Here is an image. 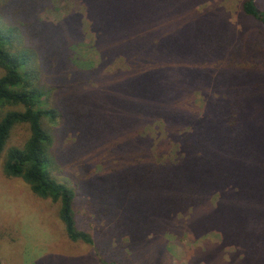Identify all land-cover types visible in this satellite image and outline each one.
Here are the masks:
<instances>
[{"label":"rangeland","instance_id":"1","mask_svg":"<svg viewBox=\"0 0 264 264\" xmlns=\"http://www.w3.org/2000/svg\"><path fill=\"white\" fill-rule=\"evenodd\" d=\"M64 1L62 13L73 10L79 15L74 25L79 26L80 32L78 38L62 39L64 44L59 46V53L63 73L50 85L61 87L65 82L71 96L74 93L84 95L99 111H95L90 102H83L79 115L75 114L80 121L70 126L66 122L72 112L67 104L72 101L65 102L62 107L56 105L61 119L54 126L55 143L45 169L54 180L75 190L76 223L91 235L93 243L69 239L57 216V205L34 195L21 179L4 176L2 156L0 264H103V261L115 264H258L249 257L244 261L243 253L236 252L239 246L225 242L222 231L208 222L212 220L208 212L215 202L213 197L207 198L206 204L199 208L179 209L171 214L175 226L151 231V234L138 229L143 227L141 217L146 213L137 211L127 224L134 229L128 231L124 221L130 210L123 203L119 204L125 196V187L116 189L109 177L125 176V167L135 162L175 157L177 144L165 138V123L158 118L161 112H167L166 96V105L163 103L164 67L178 70L182 67L191 74L197 69L198 61L199 68L207 71V66H212L214 61L197 59L196 43L206 33H216L217 22H225L227 29L247 39L262 41L264 25L244 14V0H187L189 3L165 0L166 5L160 13L155 1L147 0L148 10L144 12L139 6L141 3L137 4L139 0H84L91 9V20L81 1ZM255 4L264 10V0H255ZM98 11L116 15L123 29L122 36H116L112 44L122 45L127 33L135 39L143 33L153 45L138 57L127 54V59L122 55L124 51L111 43L100 45L101 39L94 36L90 26V21L92 23L99 16ZM148 15L160 16L151 18ZM55 16L51 8L48 21L55 22ZM156 30L160 34L154 33ZM260 51L264 61V46ZM73 58L80 62L79 66L83 61L90 66L79 69ZM100 59L103 62L100 63ZM46 75L53 77L49 71ZM201 92L194 86L190 94H184L180 100L174 99L172 107L180 103L188 112L198 115L204 103ZM216 92L212 83L203 91L214 97ZM142 114L150 119L142 121ZM178 131L184 132V126ZM28 134L26 125H17L5 150L21 146ZM99 176L103 178L97 183ZM90 179H93V186ZM88 184L92 191L88 190ZM108 194L117 202L115 206L108 203ZM132 196L134 193H128L129 198ZM231 227L225 225V229Z\"/></svg>","mask_w":264,"mask_h":264},{"label":"trees","instance_id":"2","mask_svg":"<svg viewBox=\"0 0 264 264\" xmlns=\"http://www.w3.org/2000/svg\"><path fill=\"white\" fill-rule=\"evenodd\" d=\"M79 1L91 20V9L84 0ZM149 1L158 3V13L166 5L165 0ZM147 2L137 3H141L139 6L144 12L148 10ZM64 6V0H0V157L3 156L4 176L21 179L34 195L57 205V216L69 239L92 244L91 235L80 229L75 220V190L54 180L45 169L55 143L54 126L61 119L56 105L62 107L72 101L67 104L72 112L66 122L70 126L80 121L75 114L79 115L83 102H90L99 111L84 95L71 96L64 81L61 87L50 85L63 73L59 53V46L64 44L62 39L78 38L80 32L79 26L74 25L79 15L73 10L63 14ZM51 8L56 15L55 22L48 21ZM242 10L264 25V10L256 6L255 0H244ZM98 13L95 21H90L94 36L101 39L100 45L116 42V36L121 37L123 30L116 15ZM226 25L223 21L217 22L216 33L208 32L196 43L199 54L196 58L214 61L212 66H207V71L199 68L197 61L198 67L191 74L182 67L180 70L164 67L162 72L166 87L163 86V103L166 105V96L167 112H161L158 118L165 123V138L177 144L175 157L135 162L125 167V176L109 178L116 189L125 187V196L119 204L130 210L124 221L128 231L134 229L127 224L137 211L146 213L141 217L143 227L138 229L151 234V231L175 226L171 214L179 209L199 208L206 204L207 198L213 197L215 202L208 212L211 226L222 231L225 242L239 246L236 252L243 253L244 261L249 257L264 264V61L260 55L264 39H247ZM154 33L160 34V31ZM126 35L122 45L112 44L124 51L125 59L128 55L138 57L153 45L143 33L137 39L129 33ZM103 58L105 61L104 55ZM73 63L79 69L90 66L87 61L79 66L80 62L74 58ZM48 71L53 77L48 78ZM210 83L217 89L216 97L203 93ZM194 86L202 91L204 102L198 115L188 112L180 103L172 107L174 99L190 94ZM149 119L142 114V121ZM21 124L27 127V138L21 146L5 150L13 129ZM181 125L184 132L178 131ZM101 178H97V183ZM92 180L89 183L93 186ZM88 190L92 191L90 185ZM128 193L134 196L129 198ZM107 197L108 203L117 204L109 194ZM225 225L233 228L225 229ZM102 263L115 264L113 261Z\"/></svg>","mask_w":264,"mask_h":264}]
</instances>
